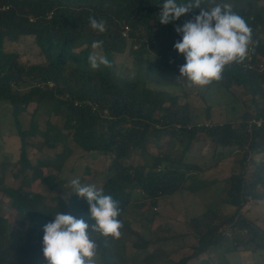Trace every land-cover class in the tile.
Returning <instances> with one entry per match:
<instances>
[{
	"label": "trees",
	"instance_id": "1",
	"mask_svg": "<svg viewBox=\"0 0 264 264\" xmlns=\"http://www.w3.org/2000/svg\"><path fill=\"white\" fill-rule=\"evenodd\" d=\"M262 1L202 0L200 5L210 9L228 4L253 29L254 43L247 58L226 66L222 79L207 85L227 90L243 87L252 95L256 113H244L240 124L235 125L204 123L188 104L180 102L179 95L155 87L181 84L173 77L180 76L179 68L186 61L174 49L181 39L175 27L198 15L200 8L193 7L179 20L163 25L158 12L164 0H0V102L12 110L21 139L14 177L26 173L25 179H39L54 190L62 182L58 174H45L41 167L53 166L61 171L72 152L66 144L54 160L41 162V167L31 166L26 149L27 137L39 133L36 110L43 106L56 115L63 112L67 132L48 121L42 133L45 143L56 147L70 135L82 150L98 152L109 160L106 179L98 189L119 201V219L122 228L128 230L124 214L135 194L140 203L155 206L159 198L185 189L186 182L194 177L192 171L201 166L184 160V155L194 141L209 138L215 150L236 147L242 154L238 172L228 179L227 198L222 203L225 211L209 206L190 221V235L196 242L180 258L173 257L160 243L166 242L167 236L157 232L153 238L144 239L136 233L139 239L134 242L135 248L147 252L138 264H225L226 260L219 259L220 251L237 228L249 235L241 252L249 253L252 261L254 253L264 254V229L255 225L246 210L250 202L264 199V125L248 126L252 118L264 119ZM176 2L185 4L188 0ZM90 15L107 22L105 33L90 27ZM27 38L32 39L30 44L36 47L40 60L24 59L21 50L7 46ZM96 40L103 41L100 50L111 67H90L87 58L94 53L91 44ZM127 47L135 68L132 72L126 65L119 70L116 63V55ZM31 103L37 105L34 118L30 127L24 128L20 116ZM204 117L211 118L208 106ZM164 134L179 138L183 154L178 160L170 159L167 153L148 154L152 138L158 141ZM137 151L150 155L152 163H127ZM255 155L261 156L256 159ZM206 168L211 166L202 169ZM30 170L33 173L28 177ZM1 190L9 199L10 210L7 216L0 215V264H39L43 227L53 221L57 211L83 218L89 225L95 223L86 199L75 193L56 194L47 201L43 194L22 185L4 184ZM18 229L22 237L16 234ZM91 236L97 244V264H117L122 257L117 238L96 232Z\"/></svg>",
	"mask_w": 264,
	"mask_h": 264
},
{
	"label": "rangeland",
	"instance_id": "2",
	"mask_svg": "<svg viewBox=\"0 0 264 264\" xmlns=\"http://www.w3.org/2000/svg\"><path fill=\"white\" fill-rule=\"evenodd\" d=\"M261 4H264V0ZM31 41L32 39L27 38L26 41H21L19 44L11 43L7 46L9 49L18 48L21 50L24 59L29 58L38 61L41 56L35 50L36 47L30 44ZM128 47L124 53L116 55V63L119 70H123L124 66L122 65H126L128 67L126 70L132 72L135 68L131 65L132 58ZM93 52L103 55L100 49H93ZM173 78L175 82L180 80L181 84L172 82L165 86L155 85V87L179 95L180 102L188 104L204 123L232 122L239 125L244 113L250 112L253 115L256 113L252 95L243 87H234L230 90L215 84L210 87H189L185 78H180V76ZM2 103L0 102V215L7 216L10 210L9 199L1 190L4 184L15 187L22 185L27 190L43 194L47 201L56 194L64 196L73 194L70 182L75 178H79L82 184H94L97 189L100 187L106 179L109 160L98 152L91 154L82 150L70 135H67L66 141L58 142L56 147L48 146L42 134L48 125V121L66 133L67 131L63 127L65 113L56 115L51 113L49 107L44 108L43 106L37 111L36 103H31L20 116L24 128H29L34 118L33 112L36 110L35 119L38 121L39 133L27 137L26 153L31 166L41 167V162L44 160H54L56 155L63 150L64 144L72 152L63 163L61 171L53 166L44 165L41 167L45 174H58L62 178V182L55 190L43 184L39 179L33 181L28 178L25 179L26 173H19L17 178L14 177L13 170L16 172L14 163L20 154L21 139L13 119L12 110ZM207 106L211 108L210 119L204 117ZM182 150L183 147L179 138L164 134L158 141L152 138L148 154L161 155L167 153L170 159L178 160L183 154ZM133 153L127 159V163L147 165L152 163L150 155H145L142 151ZM260 156L255 155V158L258 159ZM184 157V160L201 166V169L192 171L194 177L186 182L185 189L159 198L155 206L149 205L147 202L140 203L135 199L137 194L133 197V203L124 214V221L128 224L130 231L121 228V235L116 239L118 254L122 256L119 257L117 264H138L146 256V251L138 250L134 246L135 240L139 239L136 233L144 239L153 238L154 234L157 235L158 233L160 236H167L168 240L160 243H163L164 248L167 252L172 253L173 257L180 258L189 253V246L196 242L195 237L190 235V221L202 214L209 206L216 209L223 208L222 211H225L222 203L227 198L228 179L239 170L241 152L236 147L215 150L214 143L209 138H205L194 141L188 154ZM203 166H211V168L202 169ZM32 173L33 170L28 171L27 176L31 177ZM2 180L4 184L1 183ZM246 210L255 225L264 229V199L257 203L250 202ZM22 233L19 229L16 232L21 237ZM229 236L223 249H220L219 259L221 261L233 262L236 259L235 264L264 263V254L262 253H254L252 261L250 256L248 257L249 253L241 252L249 236L246 230L237 228L230 232ZM99 261L100 258L97 256V263ZM39 264H47L44 256Z\"/></svg>",
	"mask_w": 264,
	"mask_h": 264
},
{
	"label": "clouds",
	"instance_id": "3",
	"mask_svg": "<svg viewBox=\"0 0 264 264\" xmlns=\"http://www.w3.org/2000/svg\"><path fill=\"white\" fill-rule=\"evenodd\" d=\"M202 0H188L178 4L176 0H164L160 6L158 20L167 25L179 20L193 7L200 8ZM90 27L99 32L107 31V22L89 16ZM181 39L174 49L182 54L185 63L180 66V78L188 81L189 87L207 86L223 77L225 67L243 62L253 41V29L246 19L234 12L230 5H216L210 9L200 8L199 14L175 27ZM91 47L100 49L102 40L93 41ZM92 69L111 67L110 61L98 53L88 56ZM72 192L86 199L89 215L94 224L59 211L52 222L43 227V256L47 264H97V244L91 233L104 237L119 238L123 227L119 219V201L106 195L94 184H82L79 178L72 179Z\"/></svg>",
	"mask_w": 264,
	"mask_h": 264
},
{
	"label": "built area",
	"instance_id": "4",
	"mask_svg": "<svg viewBox=\"0 0 264 264\" xmlns=\"http://www.w3.org/2000/svg\"><path fill=\"white\" fill-rule=\"evenodd\" d=\"M262 66V65H261ZM256 125L257 127H261L264 125V119L263 118H252L249 123L248 126L249 128L252 127L253 125Z\"/></svg>",
	"mask_w": 264,
	"mask_h": 264
}]
</instances>
